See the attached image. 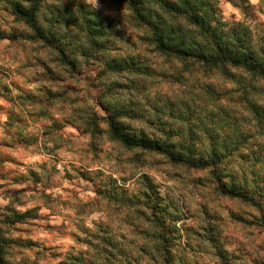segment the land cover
<instances>
[{"label": "clouds", "instance_id": "1", "mask_svg": "<svg viewBox=\"0 0 264 264\" xmlns=\"http://www.w3.org/2000/svg\"><path fill=\"white\" fill-rule=\"evenodd\" d=\"M31 2L41 35L71 34L67 0ZM124 2L77 0L71 14H89L94 28L126 41ZM164 2L169 15L153 13L154 27L181 42L199 37L185 52L195 59L183 67L125 58L132 75L122 77L103 64L77 66L86 83L60 91L49 108L72 135L41 137L28 148L39 155L23 166L0 160V185L20 177L47 189L32 203L3 206L35 210L52 226L25 228L4 222L12 212L0 215V264H264V0ZM101 11L110 26L99 24ZM19 44L10 26L0 31L5 55ZM10 117L0 116V137L11 145ZM112 129L127 146L105 143ZM221 192L250 202L234 213L244 220L238 229L216 211Z\"/></svg>", "mask_w": 264, "mask_h": 264}, {"label": "rangeland", "instance_id": "2", "mask_svg": "<svg viewBox=\"0 0 264 264\" xmlns=\"http://www.w3.org/2000/svg\"><path fill=\"white\" fill-rule=\"evenodd\" d=\"M98 15L104 25H111V21L104 15L103 11ZM121 17L126 26L128 40L114 37L109 33L111 40L108 50L98 53L95 59H84L77 55L78 61L75 69L61 64L55 51L22 38L17 39L20 41L19 46L12 49L7 55L0 48V99H3V103H0V116L4 114L5 110L11 113L10 121L14 123L9 122L8 129H16V142L14 144L10 145L8 140L0 137V160H3L4 163H15L18 166H23V161L29 159L35 161L36 156L39 155L38 152H29L28 148L33 143H38L41 137L50 136L53 133L72 135L69 131L72 127L71 123L65 120L63 124H60L56 115L49 112V108L51 101L59 98L58 93L60 91H72L77 87H83L86 83L82 79V70L77 71V66L103 64L106 68V64L109 62L123 61L125 58H129L130 61L151 60L153 63L167 62L171 59L177 66H187L183 61L159 53L149 42L146 30L133 22L129 10L124 5L121 9ZM9 26L13 33L28 32V29L16 22L9 11L0 4V31ZM109 73L117 77H122L126 73L132 75L129 69L109 71ZM145 74L136 71V75ZM115 83H119V81ZM6 106L8 107L6 108ZM105 143L112 145L115 142L106 138ZM41 146L44 147V145ZM5 149L7 155L3 156ZM192 170L198 173L204 172ZM29 175L35 176L34 170ZM67 182L66 178L65 183ZM46 194L47 189L43 188L38 179H34L33 184L28 185L26 179L22 180L20 177H16L8 186L0 185V206H3L5 199L18 200L21 197H26V202L32 203L34 195ZM220 195L224 199L216 204L217 213L221 219L227 218L233 221L238 229L244 220L243 218L237 219L234 213L240 210L241 204L245 205L243 211L247 212V204L223 194ZM6 212H12L13 215L16 213L14 208L3 206V212H0V215H4ZM30 212V216H27L23 222H14V219L7 215H4V222L7 223L11 219V222L17 226L23 225L25 228L36 229L43 227L45 232H49L52 226L41 223L42 214L35 210ZM247 227L251 228L253 225L247 224ZM33 235L43 234L36 231Z\"/></svg>", "mask_w": 264, "mask_h": 264}, {"label": "trees", "instance_id": "3", "mask_svg": "<svg viewBox=\"0 0 264 264\" xmlns=\"http://www.w3.org/2000/svg\"><path fill=\"white\" fill-rule=\"evenodd\" d=\"M76 2L75 0H67L64 8V11L69 13L67 20L68 26L71 29V34H61L57 36L51 29L47 30L44 35H41L34 22L31 0H0V4L9 11L16 22L21 23L27 29H31V32L13 33L14 40L22 38L41 44L55 51L58 55L59 62L71 69H75L77 65V55L84 59H95L98 53H103L108 50L111 40L109 32L93 27L89 19V14L85 13L79 17L71 14ZM184 2L186 3L187 0H184ZM124 6L129 10L133 22L146 30L149 42L159 53L171 56L183 62L195 59V57L185 55V52H187L189 48L200 44L199 37L189 34L186 35L183 38V42H181L179 39L173 38L170 34L161 32L157 27H154L153 13H158L165 17L169 15L170 9L165 4L164 0H138L136 3H133V0H125ZM99 24L104 25L101 19H99ZM195 28L196 25L190 22L189 33L194 32ZM106 69L108 72H115L129 69V66L128 64H122L121 61H114L106 64ZM111 140L115 143L119 142L123 146H127L126 141L119 136L116 129H112ZM157 154L164 155L163 153ZM180 163H183V161ZM207 167H210V165L191 166L192 169L200 171H205ZM221 194L247 205L250 203L243 198L234 197L229 193L221 192ZM252 206L254 207L255 205ZM30 211L31 210L23 214L15 213L13 215V221L23 222L27 216H30ZM79 242L83 243V241ZM141 251H143L145 255L148 254L145 248H141ZM121 254H123L122 250ZM74 259L76 260V264H80L82 260L81 257H75Z\"/></svg>", "mask_w": 264, "mask_h": 264}]
</instances>
